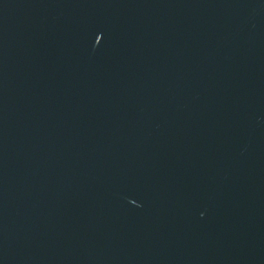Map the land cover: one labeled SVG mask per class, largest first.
Returning a JSON list of instances; mask_svg holds the SVG:
<instances>
[{"label": "water", "instance_id": "1", "mask_svg": "<svg viewBox=\"0 0 264 264\" xmlns=\"http://www.w3.org/2000/svg\"><path fill=\"white\" fill-rule=\"evenodd\" d=\"M0 264H264V0H0Z\"/></svg>", "mask_w": 264, "mask_h": 264}]
</instances>
